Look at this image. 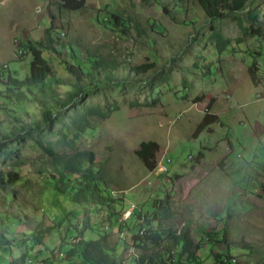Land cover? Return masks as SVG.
I'll return each instance as SVG.
<instances>
[{
    "label": "rangeland",
    "instance_id": "rangeland-1",
    "mask_svg": "<svg viewBox=\"0 0 264 264\" xmlns=\"http://www.w3.org/2000/svg\"><path fill=\"white\" fill-rule=\"evenodd\" d=\"M58 1L0 0V65L8 64L24 80L32 57H18L23 43L44 42L53 17L55 48L62 56L42 49L53 69L47 84L56 95L66 98L75 86L63 45H72L84 60L92 53L124 66L113 83L105 81L83 99L84 105L112 109V114L94 121V129L77 140L68 131L71 110L62 124L19 137L22 124L43 126L41 105L0 111L15 133L9 139L0 126V217L24 221L15 220L6 238L0 231V264H21L26 247L33 264H68L73 243L100 239L87 226L105 236L115 264H139L141 255L171 246L166 239L143 252L130 238L139 231L138 216H147L168 194L176 216L167 226L188 230L195 243L205 233L225 235L221 243L198 250L201 264H214V254L231 248L240 264H264V36L242 31L250 12L259 11L264 22V0H251L247 10L219 20L208 19L195 0H87V8L76 13H59ZM161 4L169 6L175 21ZM112 14L127 19L129 34L115 28ZM216 33L231 41L222 53ZM254 62L261 68L257 84L249 74ZM149 64L155 68L142 76L128 69ZM207 114L218 116V122L200 129ZM61 132L73 138L72 147ZM40 143L59 154L94 152L103 170L102 187L120 197V214L111 218L78 206L51 186L46 172L40 174L48 160ZM162 165L169 169L166 174L159 172ZM11 172L21 175L16 183L9 181ZM131 204L137 210L127 222L130 236L123 238L112 222ZM35 232L47 235L45 245L29 241Z\"/></svg>",
    "mask_w": 264,
    "mask_h": 264
},
{
    "label": "trees",
    "instance_id": "trees-1",
    "mask_svg": "<svg viewBox=\"0 0 264 264\" xmlns=\"http://www.w3.org/2000/svg\"><path fill=\"white\" fill-rule=\"evenodd\" d=\"M159 2V0H157ZM251 0H195L210 20H219L233 17L247 10ZM59 13H76L82 12L87 8V0H59L56 4ZM162 5L163 11L172 20H176L172 10L167 5ZM50 27L45 30L44 42L27 41L23 46L18 57L29 53L32 57L30 63V73L24 80L18 78L16 72H12L8 64L0 65V111H7L8 114L13 111L25 110V106L29 103H39L42 107V125L32 128L29 125H21L20 134L13 133V128L6 125V119L0 116V126H5L3 130L7 133V138L11 139L10 134L20 136L22 134L29 135V131H38L44 127L50 128L51 125L63 123L64 114L71 110L68 115V131L73 134L77 140L87 130H93L94 121H105L111 114L112 109H104L103 107H94L84 105L83 99L92 90H97L100 85L111 82L117 76V71L124 66L117 60H110L103 56H97L89 53L88 59L84 60L77 55L76 49L72 45H63L70 56L71 62L65 61L66 69L75 79L74 92L67 95L66 98L59 97L52 90L47 80L53 75V69L48 60L43 55V49L53 51L58 56H62L55 48L56 39L53 35L54 18H51ZM111 22L115 28H119L123 34H129V24L127 19L122 15L112 14ZM261 13L259 11L250 12L247 16L249 26L242 27L245 35H262L264 36V22H261ZM214 38L217 41L218 52L222 53L231 43L230 39L216 33ZM23 54V55H21ZM128 65V64H127ZM155 68V64L143 65L128 69L134 75L142 76ZM6 69V70H5ZM261 71L260 66L254 62L249 68V74L252 81L257 84L258 72ZM218 116L207 114L204 121L200 125V129H204L209 123L218 122ZM17 123H23L20 118H15ZM28 129V130H27ZM37 129V130H36ZM64 143L67 146H73L75 141L70 139L65 133L61 132ZM41 149L47 155L48 160L43 165L40 174L46 172L45 179L50 185L61 194H68L71 201L86 208L92 207L98 211L105 212L109 217L118 216L120 214L116 205L120 203V197L114 192L111 194L107 189L103 188V170L98 167L97 157L92 151H77L70 154H59L53 147L45 146L40 143ZM10 182L16 183L20 180L21 175L18 173H9ZM1 180V179H0ZM136 212V211H135ZM176 216L174 211L173 196L168 194L164 199L154 202V210L147 216L142 214L138 216L141 223H137L139 228L137 234L133 235L132 240L134 246L143 252L149 251L152 247H160L167 239L171 242V246L167 245L166 250L153 253L151 255H141L137 260L139 264H201L197 255L198 250L203 245L215 246L222 242L225 238L224 233H205L202 234L201 241L195 243L188 230H174L167 226ZM133 217V216H132ZM26 219L27 216L25 217ZM119 219V217H118ZM112 222L118 228L123 226L119 221ZM15 220L23 223L22 218L18 216L0 217V231L4 238L5 234H10V226L15 224ZM56 228H61L60 225ZM126 226L129 231L130 228ZM114 227L113 225L111 226ZM92 229L99 234L98 240H80L74 244V248L65 257L68 264H115V259L111 256L106 245L105 236L99 231L87 226L86 229ZM3 229V231H2ZM55 229V228H53ZM85 229V230H86ZM83 230V231H85ZM144 234L141 235V232ZM107 232V231H105ZM104 232V233H105ZM81 235L83 234L80 232ZM12 234V233H11ZM130 236V234H129ZM30 240L34 245H45L47 235L41 232H35L30 235ZM79 237V236H78ZM14 241V240H13ZM10 244V240L7 241ZM27 244V243H25ZM231 248L227 254H214V264H240L237 259L230 254ZM29 249L22 254L21 264H33L29 259ZM77 255V261L74 256ZM12 264V263H11ZM40 264H52L45 260Z\"/></svg>",
    "mask_w": 264,
    "mask_h": 264
},
{
    "label": "built area",
    "instance_id": "built-area-1",
    "mask_svg": "<svg viewBox=\"0 0 264 264\" xmlns=\"http://www.w3.org/2000/svg\"><path fill=\"white\" fill-rule=\"evenodd\" d=\"M15 42L20 43L19 40H15ZM169 171V169L167 168V165H162V167H159V172L162 174H166ZM137 210V206L135 204H131L128 208L123 209L122 211V216H119V223L124 226L127 224V222L132 218V216L134 215L135 211ZM118 230L120 231L119 233L121 234V236L123 238H126L129 234L128 231H126L123 228H118ZM144 234V231L141 232V235Z\"/></svg>",
    "mask_w": 264,
    "mask_h": 264
},
{
    "label": "clouds",
    "instance_id": "clouds-1",
    "mask_svg": "<svg viewBox=\"0 0 264 264\" xmlns=\"http://www.w3.org/2000/svg\"><path fill=\"white\" fill-rule=\"evenodd\" d=\"M127 225V224H126ZM125 226V225H124ZM118 228V227H117ZM120 228V227H119ZM128 231V230H127ZM129 236V235H128Z\"/></svg>",
    "mask_w": 264,
    "mask_h": 264
},
{
    "label": "crops",
    "instance_id": "crops-1",
    "mask_svg": "<svg viewBox=\"0 0 264 264\" xmlns=\"http://www.w3.org/2000/svg\"><path fill=\"white\" fill-rule=\"evenodd\" d=\"M115 229H116V227H115Z\"/></svg>",
    "mask_w": 264,
    "mask_h": 264
},
{
    "label": "bare ground",
    "instance_id": "bare-ground-1",
    "mask_svg": "<svg viewBox=\"0 0 264 264\" xmlns=\"http://www.w3.org/2000/svg\"><path fill=\"white\" fill-rule=\"evenodd\" d=\"M6 70V69H5Z\"/></svg>",
    "mask_w": 264,
    "mask_h": 264
}]
</instances>
